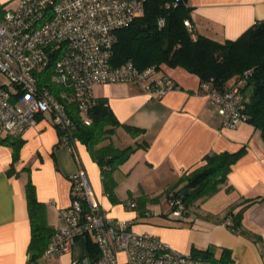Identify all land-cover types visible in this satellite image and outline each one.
I'll return each instance as SVG.
<instances>
[{
  "label": "crops",
  "instance_id": "obj_1",
  "mask_svg": "<svg viewBox=\"0 0 264 264\" xmlns=\"http://www.w3.org/2000/svg\"><path fill=\"white\" fill-rule=\"evenodd\" d=\"M187 2L194 34L219 41L236 39L264 19V0ZM15 3L0 0V14ZM174 80L180 88L160 98L149 96L139 82L94 86V97L106 98L121 123L144 129L133 137L118 127L111 138L114 145L148 143L113 170V200L104 190L101 168L86 145L78 140L72 152L61 144L47 113L38 116L20 136L23 143L16 161L11 147L0 144V264H93L86 253L87 235L78 236L70 251L48 258L41 255L31 260L28 250L31 224L26 183L34 185L37 200L45 205V222L55 230L63 223L58 212L70 205L71 178L80 168L90 179L93 201L115 218L131 221L136 232L156 235L183 253L210 249L218 254L227 249L229 264H264V138L248 122L224 127L221 115L200 91L197 76ZM240 149L242 153L218 191L196 199L193 213L187 207L186 221L168 219L169 196L183 188L180 179L184 173L202 165L206 155ZM164 192L166 213L147 211L151 203L159 201L156 195ZM215 196L223 199L221 206H205L206 199ZM127 200L136 206L130 207ZM230 209L233 214L241 211L236 228L223 224L231 218ZM118 264H126L123 252L118 254Z\"/></svg>",
  "mask_w": 264,
  "mask_h": 264
},
{
  "label": "built area",
  "instance_id": "obj_2",
  "mask_svg": "<svg viewBox=\"0 0 264 264\" xmlns=\"http://www.w3.org/2000/svg\"><path fill=\"white\" fill-rule=\"evenodd\" d=\"M145 0H16L0 14V132L21 136L38 116L49 114L59 142L75 152L78 139L67 113L66 101L76 100L80 111L94 98V86L116 82H139L151 97L160 98L180 88L156 65L137 67L132 60L111 64L116 30L128 26L142 11ZM164 20L158 19L162 26ZM185 25L192 29L189 20ZM251 71L246 70L226 88L210 82L204 94L222 117V125L235 128L247 122V95L241 89ZM42 74L47 83H39ZM55 86L58 91L51 89ZM88 123L87 120H85ZM71 202L58 212L63 223L53 232L42 253L45 258L70 251L77 237L93 234L99 250L95 264H222L183 253L158 236L139 233L131 221L115 218L92 199V186L84 168L73 174ZM135 207L136 203L127 200ZM168 219L186 221L180 197L168 201ZM149 215V212H146ZM233 227L231 218L223 221ZM73 264H77L76 261Z\"/></svg>",
  "mask_w": 264,
  "mask_h": 264
},
{
  "label": "trees",
  "instance_id": "obj_3",
  "mask_svg": "<svg viewBox=\"0 0 264 264\" xmlns=\"http://www.w3.org/2000/svg\"><path fill=\"white\" fill-rule=\"evenodd\" d=\"M190 11L187 0H145L142 11L134 20L116 30L111 64L118 66L132 60L139 68L156 65L165 72L169 68H183L198 77L202 93L206 82L224 89L250 70V75L241 86L248 98L245 104L249 116L247 122L259 130L264 138V19L254 22L236 39L219 41L194 34L193 27L189 30L185 20H189L193 26ZM160 18L164 20L162 26L158 25ZM48 79V75L42 74L39 83H47ZM51 89L55 94L58 91L55 86H51ZM66 109L75 126L73 135L86 145L92 159L100 166L104 190L113 200V170L138 147L146 148L148 143L141 141L119 147L112 142V135L118 127L133 137L144 132V129L121 123L104 97H94L84 112L79 110L76 100L70 99L66 101ZM106 139L110 141L104 143ZM22 143L20 136L0 132V144L11 147L13 161L19 158ZM242 151L206 155L202 165L181 176L183 188L169 196V200L180 197L187 210L196 199L213 195L218 191L219 184L226 180L231 165ZM183 189L186 192L181 196ZM26 197L31 224L28 250L33 260L42 255L55 230L45 222V205L37 200L31 181L26 183ZM229 214L236 228L241 211L233 214L230 209ZM86 235V253L95 264L99 250L91 233ZM194 255L222 264L230 263L227 249H222L218 254L210 249L195 250Z\"/></svg>",
  "mask_w": 264,
  "mask_h": 264
},
{
  "label": "rangeland",
  "instance_id": "obj_4",
  "mask_svg": "<svg viewBox=\"0 0 264 264\" xmlns=\"http://www.w3.org/2000/svg\"><path fill=\"white\" fill-rule=\"evenodd\" d=\"M167 72L173 78L175 77V78L181 79V77H183V76L189 77V78H191V77L196 78V75H194L193 73H189L185 69L179 68V67L169 68V69H167ZM2 78H4V77L0 74V79H2ZM169 192H170V190L168 189L166 191V193H169ZM166 193L165 192L163 194L158 193L155 198L158 199L159 201H155V202L151 203V206H149L147 211H149L150 213H152L151 211L157 212L160 214L166 213V211L168 209L167 206L165 205ZM205 202H206L205 206L219 207V206H221L223 199L221 197L215 196V197L207 198ZM189 210L191 213H193L196 210L195 205L194 204L191 205Z\"/></svg>",
  "mask_w": 264,
  "mask_h": 264
},
{
  "label": "water",
  "instance_id": "obj_5",
  "mask_svg": "<svg viewBox=\"0 0 264 264\" xmlns=\"http://www.w3.org/2000/svg\"><path fill=\"white\" fill-rule=\"evenodd\" d=\"M185 192H186V189H183L180 195L181 196L184 195Z\"/></svg>",
  "mask_w": 264,
  "mask_h": 264
}]
</instances>
